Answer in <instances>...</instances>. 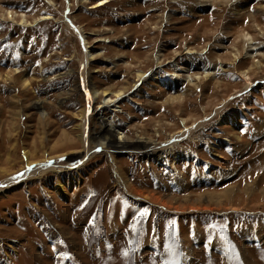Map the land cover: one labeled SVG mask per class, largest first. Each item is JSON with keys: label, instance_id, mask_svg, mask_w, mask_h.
I'll list each match as a JSON object with an SVG mask.
<instances>
[{"label": "rangeland", "instance_id": "374dc122", "mask_svg": "<svg viewBox=\"0 0 264 264\" xmlns=\"http://www.w3.org/2000/svg\"><path fill=\"white\" fill-rule=\"evenodd\" d=\"M101 1L0 0V183L76 162L85 114L96 142L100 127L155 147L196 128L164 161L112 151L144 199L103 151L4 189L0 264H164L165 244L179 264H264V0Z\"/></svg>", "mask_w": 264, "mask_h": 264}, {"label": "bare ground", "instance_id": "6f19581e", "mask_svg": "<svg viewBox=\"0 0 264 264\" xmlns=\"http://www.w3.org/2000/svg\"><path fill=\"white\" fill-rule=\"evenodd\" d=\"M105 3H106V0H102L99 3L93 4L92 7L102 6ZM69 5H70V3H69ZM88 8H90V7H88ZM5 15L9 19L13 20V16L15 14L14 13L12 14L11 12H5ZM16 16L19 17V19H20L19 20V23L20 24L27 25L26 15L20 13V14L15 15V17ZM35 21H37V20H34V22ZM66 24L67 25H72L71 22L69 20H67V19H66ZM79 28L74 27V30L77 31L76 33H78V34L81 31ZM83 34H79V36H80L81 42L83 43V46H84V54H83L84 63H83L82 70H81V81H82L81 86L83 88H85L86 85H87V77H86V75H87V73H86L87 72V69L86 68H87V64H89V62L91 61V59L93 58V56H90L89 52L87 51V47H86V44H87L86 42L87 41H86V39L84 37L85 35H83ZM244 42H245V47H244V49H245V52L244 53L245 54L247 52H249V54H251V53L256 54L257 53L258 47L254 46L252 44L250 37H245V35H244ZM219 66L218 65H215V66H212V67L205 68L206 71H205L204 76L207 77V76H209V74L210 75H211V73L213 74L214 71H216V70L219 69ZM137 77L138 78H142L143 76L141 74H139V75H137ZM28 84H29L28 80L26 78H23V80L21 81L22 87H26ZM246 87L247 86H245V88ZM86 95H87V98H88V105H90L94 101V99L97 98V91L94 90V89H90V90L87 89ZM104 96H107L106 93H104ZM121 96H122V93L121 92H116L115 95H114V97H115L114 100H112V98L103 97L102 104L105 105V106L106 105H109V104L112 105V103H114L115 101L117 102V100ZM79 112H80V116L79 117H80V120H81V118L84 115V109H81ZM84 119H85V121L83 123L80 122V124H78V127H80V130H81V134H80V138L79 139H80V142L81 143H84L83 150H81V151H74V152L70 153L71 155L74 154L75 155L74 157H72V156L67 157V161L68 162H72L74 160H76V162H74L72 165H68L67 166L68 168H64V167H61L60 168V167H57V166H54V165H50V163L49 164H47V163H45V164H34V165H32V167H30L29 169L25 170L21 174L16 175V176H11V177L9 176V178L5 179L2 183H0V192H3L4 189L8 188L9 186H11L13 184H16L17 181L18 182H21L23 179L31 176L32 173H36L35 176H40V175H43L45 172H47L49 170H52V169H55L56 172L57 171L64 172V170H66V169L69 170V169H72L73 167H78L79 165L85 166L86 161L90 157H92L93 155H95L96 153H98L100 151H103L104 154L106 155V158L107 159L109 158V160H110L109 162H110V165H111V168H112V173L114 174L115 180L118 183V185H120L124 189L125 193L127 195H129L130 197L136 198V199H144L141 196H139V194L131 192L130 188L128 187V185H127V183L125 181V179H123L120 176L118 170L116 169L115 157L112 155L113 154L112 151H114V153H116L118 151H120V152L121 151H125V152H136V154L138 152V153H142L144 156H150V155L155 154L157 161H162V160L164 161L165 154H166V150L171 149L173 147V143L174 142H176L178 140H182V139H184L186 137H189L190 134L196 128V127L195 128H189V129H187L185 131H182V129H181V132H178L170 140H168L167 142H164V144L162 143L163 146L155 147L152 144H150L149 142L140 141V140L130 141V142H128L126 140H123L122 142L121 141H118L117 139H115L113 137L112 133L109 130H106L105 129L106 127L104 129H102V127H100L101 125L98 126L100 128H97V136L94 137V138H97L96 139L97 142H96L90 136V134L88 136V127H87L88 114H85ZM97 120H99L100 123H101V120H103V119L101 118L100 115H97ZM93 143H95V144H93ZM97 149H99V151H97ZM231 192H232L231 190H228L227 191V195L228 194H231ZM226 199L228 200L229 198L226 197ZM150 203L156 204V202H150ZM161 206H163V205H161ZM233 210H236V209L233 208Z\"/></svg>", "mask_w": 264, "mask_h": 264}, {"label": "snow or ice", "instance_id": "6c2138e0", "mask_svg": "<svg viewBox=\"0 0 264 264\" xmlns=\"http://www.w3.org/2000/svg\"><path fill=\"white\" fill-rule=\"evenodd\" d=\"M99 151V149H97ZM141 218H143V214H141ZM132 230L136 231V225H132ZM227 239V237H225ZM165 251L169 253V255L172 257V259L166 260L164 264H179V261L175 258V252L173 250V246L170 244H165ZM233 251H235L234 246H233ZM126 255V253H125Z\"/></svg>", "mask_w": 264, "mask_h": 264}]
</instances>
